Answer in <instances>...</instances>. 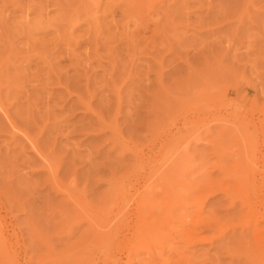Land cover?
Wrapping results in <instances>:
<instances>
[{
  "label": "rangeland",
  "instance_id": "1",
  "mask_svg": "<svg viewBox=\"0 0 264 264\" xmlns=\"http://www.w3.org/2000/svg\"><path fill=\"white\" fill-rule=\"evenodd\" d=\"M256 212L264 0H0V264H264Z\"/></svg>",
  "mask_w": 264,
  "mask_h": 264
},
{
  "label": "bare ground",
  "instance_id": "2",
  "mask_svg": "<svg viewBox=\"0 0 264 264\" xmlns=\"http://www.w3.org/2000/svg\"><path fill=\"white\" fill-rule=\"evenodd\" d=\"M225 175V174H224ZM229 175V174H228ZM201 178L202 179H204L202 176H201ZM213 178V177H212ZM222 178H224V177H222ZM228 178V177H227ZM207 179V178H206ZM232 179H233V177H232ZM205 182V181H204ZM208 184V183H207ZM250 184V188H251V190H252V192H254L255 191V189H256V180H254V178H251V182L249 183ZM203 187V186H202ZM211 187V186H210ZM211 190V191H210ZM208 192L209 193H207V194H209V195H213L216 191H217V189H210ZM250 191V190H249ZM252 192H251V194H252ZM225 193V195H227V194H229V193H226V192H224ZM254 195V194H253ZM252 195V196H253ZM261 197V196H260ZM244 201V200H243ZM245 202H247V203H249L248 201H245ZM244 203V202H243ZM250 204V203H249ZM252 207V206H251ZM250 207H248V209H249ZM254 208V207H253ZM251 209V208H250ZM255 209V208H254ZM260 211H262V210H260ZM254 214V213H253ZM255 215V216H254ZM254 215H252V216H254V217H252V218H254L255 219V232H258L259 230L261 231L260 233H262V231H264V229H260L259 227H260V222H264V213H257L256 212V214H254ZM261 239V238H260ZM103 242H101V244H102ZM126 243V245H125V251H126V253H125V255H124V259L125 260H122V257H120V256H116V255H113L112 253H109V251H108V253L107 252H102L100 255H98L95 259H94V264H96V261L98 262V261H100L101 262V264H135L133 261H134V258L135 257H132V255H136V250H133L132 248H134L135 246H134V243H131V241L130 242H125ZM262 243H264V242H262ZM113 244V243H112ZM115 244H117V243H115ZM122 244V243H121ZM118 245H119V242H118ZM133 245V247H131ZM261 245H264V244H261ZM124 246V245H123ZM138 246V245H137ZM117 247V246H116ZM121 248H122V246H121ZM113 249H115V247L113 248ZM116 250H118V249H116ZM121 250V249H120ZM123 250V249H122ZM124 252V251H123ZM93 264V263H92ZM138 264H149V260H147V259H143L141 262H139Z\"/></svg>",
  "mask_w": 264,
  "mask_h": 264
}]
</instances>
